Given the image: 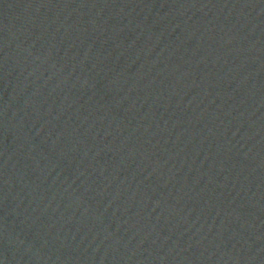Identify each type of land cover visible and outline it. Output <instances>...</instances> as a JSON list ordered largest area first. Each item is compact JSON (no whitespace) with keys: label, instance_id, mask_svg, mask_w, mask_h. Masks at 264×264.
<instances>
[{"label":"water","instance_id":"95a60500","mask_svg":"<svg viewBox=\"0 0 264 264\" xmlns=\"http://www.w3.org/2000/svg\"><path fill=\"white\" fill-rule=\"evenodd\" d=\"M0 264H264V0H0Z\"/></svg>","mask_w":264,"mask_h":264}]
</instances>
